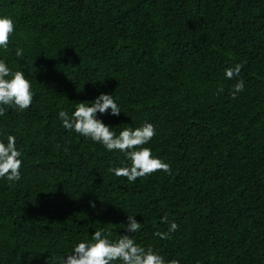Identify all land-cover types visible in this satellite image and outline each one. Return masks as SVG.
Returning <instances> with one entry per match:
<instances>
[{"label": "trees", "instance_id": "obj_1", "mask_svg": "<svg viewBox=\"0 0 264 264\" xmlns=\"http://www.w3.org/2000/svg\"><path fill=\"white\" fill-rule=\"evenodd\" d=\"M3 16L0 60L33 101L0 116L22 153L21 179L0 178V264H59L96 230L128 234V215L165 264H264V0H0ZM101 93L121 113L97 118L116 135L153 124L143 147L171 174L116 177L124 153L62 127L59 111Z\"/></svg>", "mask_w": 264, "mask_h": 264}, {"label": "clouds", "instance_id": "obj_2", "mask_svg": "<svg viewBox=\"0 0 264 264\" xmlns=\"http://www.w3.org/2000/svg\"><path fill=\"white\" fill-rule=\"evenodd\" d=\"M15 31L14 22L7 16L0 17V48L7 50L10 37ZM15 55H23V49L17 48ZM242 65L236 64L234 68L225 69V78L228 80L239 76ZM8 77H11L10 79ZM31 82L22 71L12 72L6 63L0 60V116L5 115L7 107L19 111L27 110L33 101ZM244 89V81L240 79L231 92L235 99ZM222 90V89H221ZM109 109L111 110L109 112ZM97 113L119 116L120 108L113 96L101 93L88 106L80 102L74 112L69 116L66 111H59L58 118L62 121L64 129L74 131L81 136L101 144L109 152L120 151L125 156V166L110 167L108 172L116 177H125L128 182L135 183L138 178L152 175L157 171L171 174V166L161 159L153 157L148 144L155 136L154 125L145 123L141 127L125 128L119 135L97 118ZM67 151V149H65ZM22 153L16 147V138L8 135L7 143L0 142V178H6L10 183L21 179L20 169ZM91 207L95 204L90 202ZM168 218L162 217L161 223H167ZM178 225L172 222L167 232L157 231L155 236L169 239L170 234L176 231ZM141 223L134 216H127L126 233L118 240L112 242L108 239L110 232L103 229L96 230L92 235V242H79L66 257L61 258L59 264H165L164 258L154 252L151 247L145 249L138 245L129 234L139 232ZM168 264H178L171 260Z\"/></svg>", "mask_w": 264, "mask_h": 264}]
</instances>
